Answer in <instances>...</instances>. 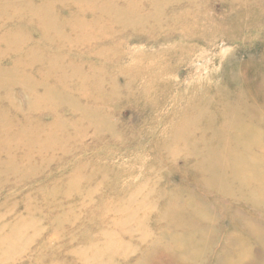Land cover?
Returning a JSON list of instances; mask_svg holds the SVG:
<instances>
[{"label": "bare ground", "instance_id": "6f19581e", "mask_svg": "<svg viewBox=\"0 0 264 264\" xmlns=\"http://www.w3.org/2000/svg\"><path fill=\"white\" fill-rule=\"evenodd\" d=\"M196 1L0 0V22L4 21L0 25V43L5 45L4 49L0 48V61L8 59L9 62L7 67L0 66V92L9 89L7 80L11 78L22 87L20 95H26L27 99L23 102L24 113L20 103L9 93L0 94V174L38 179L37 175L48 172L52 160L70 155L67 145L73 144L77 154L82 153L86 148L82 142L88 139L89 131H93L95 140L111 136L104 130V118L111 103L118 105L124 95L133 93L132 85H136L141 76L149 74L150 80H156L169 72L164 62L156 61L152 55L147 56L151 62L146 66L135 63L126 68L118 67L123 62L119 43L123 40L156 44L168 41L174 25L172 17L169 18L167 29L170 32L162 35V27L167 22L163 11L170 6L183 9L184 5L191 6ZM33 3L39 5L33 6ZM229 5L231 10L237 9ZM229 5L226 3L227 9ZM193 7L190 12L196 19L202 12H199L200 7ZM66 10L68 15L59 14ZM11 24L22 29L17 33ZM254 25H257L256 20L250 17L244 24L228 19L219 29L200 32V37L205 41L217 36L232 41L235 38L233 30ZM10 27L13 31H9ZM31 27L36 30L37 40L30 39ZM227 31L229 33H225ZM185 41L187 44L177 47V52L189 49L197 39L190 33ZM252 65L257 67L256 71L227 64L222 76L225 84L215 80L212 84L191 83V101H187L184 109L172 112L174 120L170 134L155 152H165L164 161L174 171H178V158H182V172L192 174L190 180L199 192L195 197L190 196L191 203L169 199L158 216L164 225L158 229L156 240L149 243L147 251L134 253H140L134 264H158L169 250L172 252L166 258L169 264L193 259V263L202 264L206 256L210 257L208 264H263L264 233L258 219L250 215L264 216V51ZM114 74L125 80L122 89L114 82ZM260 85L262 92L258 90ZM107 95L108 105L104 102ZM196 98L200 102L195 103ZM89 104V108L100 111L89 115L81 106ZM112 127L109 128L114 132ZM249 146L252 149L249 150ZM154 158L160 160L158 156ZM77 170L72 173L77 175ZM72 173L70 179L63 177L71 189L78 186V177ZM178 187L185 196L192 193L186 184ZM130 197L128 195V199ZM175 203L181 204L177 210ZM149 207H134L131 203V209L119 207L115 213L128 217L130 222L137 210L145 211ZM230 207L236 208L231 217L235 229L222 236L224 247L218 250V242H214L217 224L213 222L214 212H230ZM186 209L192 210L193 219L180 214ZM103 213L106 214V208ZM119 227L117 225L116 229ZM238 229L245 238L238 236ZM124 235L132 236L122 233L120 239ZM164 235H168L167 239ZM103 238L101 249L93 250L88 243L80 251L78 256L82 263L101 264L111 250L123 251L131 247L128 243L117 242L109 232ZM24 240L21 229H11L2 239L0 255L4 248L10 249L16 241ZM251 242L260 250L257 258L249 249ZM215 247L217 250L212 253ZM84 254H90L87 260L82 258ZM106 260L105 264L117 263L116 258Z\"/></svg>", "mask_w": 264, "mask_h": 264}, {"label": "rangeland", "instance_id": "374dc122", "mask_svg": "<svg viewBox=\"0 0 264 264\" xmlns=\"http://www.w3.org/2000/svg\"><path fill=\"white\" fill-rule=\"evenodd\" d=\"M226 3L237 6V9L231 10L230 5L227 9ZM184 6L183 9L170 6L163 11L167 22L162 27V35L170 32L167 29L169 18L172 17L174 25L168 41L156 44L139 40L128 43L123 40L119 43L123 62L118 67L126 68L135 63L146 66L151 62L147 56L152 55L156 61H163L169 72L163 73L164 75L156 80H150L149 74L141 76L136 85H132L133 93L124 95L118 105L116 102L111 103L104 118V130L116 137V140L111 136H102L101 139L95 140L93 131H89L86 134L88 139L82 142L86 147L82 153L77 154L73 144L67 145L70 155L65 159L58 157L52 160L48 172L43 173V176L37 175L38 179L0 174V244L11 229H21L25 236L23 242L16 241L12 248H4L0 255V264H84L78 256L80 251L88 243L93 250L101 249L103 235L107 232L117 242L128 243V247H131L124 248L123 251L111 250L105 255L106 258H102L101 264H105L106 259L112 261L114 258L118 264H134L140 258V253L147 251L149 243L156 240L158 229L164 225L158 216L166 208L169 199L172 198V202L182 199V203H191L188 200L190 196L197 195L199 191L190 180L192 174L182 172L184 160L178 158V171H174L164 161L165 152H155V148L170 134L174 120L172 112L184 109L187 101H191V83L204 81L212 84L215 80L225 84L222 76L227 64H234L235 68L245 66L256 71L257 67H254L252 62L264 51V0H197L194 5L191 3V6ZM193 6L200 7L199 12H202L196 19L195 14L190 12ZM63 12L68 15V10L59 11V14L62 15ZM88 15L86 13V16ZM249 17L255 19L257 25L233 30L235 38L232 41H226L219 36L209 41L200 37V32L209 28L219 29V25L228 19L244 24ZM179 20L182 22L177 23ZM2 23L0 22V25ZM11 25L17 33L22 29L20 26ZM9 29L13 31L11 27ZM35 32V28L30 31V34H33L30 35L31 40H37ZM190 33H194L197 42L190 44L189 49L177 52V47L187 44L185 36ZM0 48H5L2 42ZM14 57L12 56L13 59L16 58ZM7 61L8 59L1 60L0 66H9ZM93 62L99 64L96 59ZM113 71L116 72V67H113ZM113 78L122 89L125 84L123 77L114 74ZM7 82L10 85L7 86L9 92L4 90L0 94L9 93L26 113V107L23 106V102L27 100L26 95H20L22 87L14 83V79L9 78ZM258 90L262 92L261 85ZM257 100H260V97H257ZM104 102L109 104V95ZM194 102L198 103L200 99L196 98ZM81 106L87 109L89 115L100 111L89 108L90 104L88 107ZM44 111L48 112L47 109ZM110 125H113L114 132H111ZM250 149L252 148L249 146ZM155 156L160 160L155 159ZM77 168L78 174L75 175L72 172ZM71 173L78 177L77 188L71 189L66 184L65 179L72 178ZM181 180L186 181L181 183ZM185 184L192 191L188 196L183 195L178 187ZM128 195L131 196L129 199ZM131 203L134 207H150L145 211L137 210L136 217L129 222L128 217L116 214L115 209H131ZM175 206L177 210L181 204L175 203ZM105 208L106 214L103 213ZM230 208V212H214L216 218L213 222L217 223L214 242H218L217 249L224 247L222 236L235 229L233 226L236 224L232 222L231 217L236 208ZM180 214L193 219L191 209H186ZM244 214L250 215L246 211ZM250 216L258 219L264 233V216ZM117 225L120 226L119 229H116ZM122 233L132 236L124 235L120 239ZM236 233L241 239L245 238L239 229ZM164 237L167 239L168 235ZM217 249L215 247L214 251L211 250L212 253ZM249 249L255 253L254 258H257V251L260 255L255 243L251 242ZM228 250L230 251L229 247ZM135 252L140 253L134 254ZM170 253L172 252L169 250L158 264H169L166 258ZM129 254L131 255L128 257ZM89 256L90 254H84L82 258L87 260ZM209 259L208 256L204 257L202 264H208ZM193 261L194 259L181 264H198V261ZM262 263L264 264V259Z\"/></svg>", "mask_w": 264, "mask_h": 264}]
</instances>
